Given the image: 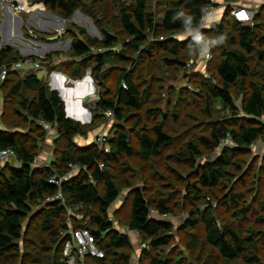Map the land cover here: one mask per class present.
Returning <instances> with one entry per match:
<instances>
[{
    "label": "trees",
    "instance_id": "trees-1",
    "mask_svg": "<svg viewBox=\"0 0 264 264\" xmlns=\"http://www.w3.org/2000/svg\"><path fill=\"white\" fill-rule=\"evenodd\" d=\"M42 1L50 12L59 15L64 20H70L76 11L83 12L93 20L94 25L100 31L102 40L88 37L85 29H79L77 35H73L71 42L72 58L53 64L52 61L58 59V55L50 53L44 59L43 65L49 72H64L66 73H63L64 75L73 80H79L86 76L87 71H92L95 85L100 89V99L94 106L101 113L108 110L115 112L117 121L112 124L110 134L116 130V125L122 127L123 123L131 121L134 116L145 110L147 100L151 97L152 87L148 86L142 91L141 87L132 80L129 68L121 67L122 73L115 86V92L111 94L106 84L109 79L105 71L106 59L117 56L120 62L132 65L136 60H132L129 57L131 55L127 54L130 50L139 55L138 61L143 58L140 64L147 61L150 69L149 75L155 73L158 59L165 68H168V71L184 72L189 61L199 55L198 46L195 38L186 35V39H182L177 36L198 27L203 18V10L215 5L214 0ZM257 10L258 15L254 27L237 22L231 17L228 8L225 10L221 25L213 24L202 32L203 37L210 36L208 39L210 52L219 53V56H215L219 57L215 73L219 84L208 86L205 95L206 113L209 117L211 116L214 101L221 102L225 110L231 111L234 117L229 122L212 123L206 134L196 138L189 137L184 142L185 144L174 152L172 157L175 158L176 163L187 166L189 172H192L190 181H187V189L192 193L191 200L201 198L206 190L217 188L228 181L229 169L237 166L234 153L246 151L259 139L264 142V122H262L264 119V85L260 86L251 81L256 72V68L251 65L252 56L257 57L260 64H264V5L259 6ZM159 16H163L161 22H158ZM114 27L117 28L113 30ZM229 29L233 30L234 36L228 35ZM159 32H163L164 39L156 38ZM152 36L157 40L148 45L147 40ZM214 37L223 39V45L217 50L216 45L211 46ZM120 44L123 48L115 54L112 49ZM99 48L111 50L101 55L94 54L92 49ZM158 50L164 53L162 57H155L154 53ZM31 58L37 59L35 56ZM25 59V57L16 56L10 46L0 50V68L4 64L12 65ZM91 63L94 65L91 66ZM157 66L161 70V66ZM184 75L187 74L184 72ZM156 79L159 85L157 91H160V95L164 80L158 77ZM237 84L241 89H249L242 108L236 105L233 98L232 90ZM203 85L207 84L195 85L201 90L200 93L206 88ZM2 86L5 109L11 110L9 99H22L21 102L19 101L20 108H14L13 112L16 117H22L23 121L11 123L10 128L29 129L30 133L36 134L37 137L30 141L29 136L24 135L25 132L22 130L0 129V149H14L18 161L17 165H8V163L0 169V264H17L19 259L22 264L44 263L40 252L36 260L34 259L35 262L28 259L22 261L19 247V241L23 237L24 219L33 214L34 209L40 208L42 204L44 208L37 212V215L43 216L41 227L44 232L48 233V242L60 250L59 257L54 264H65L62 250L65 235L70 227L62 221L68 216L71 207L86 210L89 207H96V211L91 214L88 212V215L92 223V232L105 256L102 260L88 258L86 264H129L131 241L127 236L115 230L112 223H109L110 216L118 218L123 206H119L116 211L114 210V214L110 215V208L120 197V188L117 182L107 174L110 163H118L121 156L131 157L133 150L129 133L124 128L120 131L116 130L113 138L109 140V152L101 151L97 143L82 148L75 145L74 140L78 136L86 135L87 131L94 130L95 121L99 118L98 114L94 115L92 124L85 130L83 126L87 124L82 125L67 117L65 103L59 92L52 90L47 81L40 79L35 73L22 77L20 73L11 72ZM59 91L66 102L67 95L61 89ZM171 93H176L177 101L172 110L177 114L176 109L182 108L181 106L187 103L186 98L189 92L186 87L180 86L172 88ZM157 101L158 99L154 100V102ZM168 107L172 108V105ZM170 115L156 107L148 110V117H154L155 121H159L151 128L143 123L144 120L141 117L133 121L134 126L142 125L138 132V154L144 162L153 163L164 149H174L177 146V136H175L177 130L174 128L175 124L171 128L169 123L172 120L170 119L178 125H184V122H182V115L173 117ZM101 117H104L103 114ZM41 122L56 125L60 135L55 143L56 157L51 163V168L35 166L40 144L45 142L47 135ZM104 122L105 124L107 122L105 117ZM228 137L236 141L240 147L225 148L213 161L203 165L199 164L205 151L216 152L222 140ZM70 164L88 169L65 183L63 193L67 200V208L60 202L46 203V199L53 197L58 191L54 185L50 184V179L55 174L60 176L67 174ZM100 164L104 165L103 169L100 168ZM236 168L241 169L238 166ZM149 169L152 170V166L146 171L148 175L142 177L144 186L135 187L128 183L130 205L127 224L130 230L139 232L143 242H150L152 250L143 251L142 264H180L179 258L170 260L153 255L155 251L170 246L173 239L172 223L153 217L151 210L159 215L169 216L175 210L169 205L170 202L164 199L165 196L161 192L163 188H159L156 184L165 178L155 172L149 174ZM262 169L264 174V166ZM177 179L181 181V176ZM240 195L232 190L228 196H225V202L234 208H239L241 206ZM210 211V208L203 213L199 210L191 211L190 214L197 218L190 219L186 227H196L198 223H203L207 243L227 264H264L259 258V248L253 239L244 237L243 231L234 225H219ZM242 211L247 214V208L243 207ZM79 219L72 217L76 225L75 229L82 228L83 221ZM48 242L43 241L42 244L47 246H42L41 252L49 249Z\"/></svg>",
    "mask_w": 264,
    "mask_h": 264
},
{
    "label": "rangeland",
    "instance_id": "rangeland-1",
    "mask_svg": "<svg viewBox=\"0 0 264 264\" xmlns=\"http://www.w3.org/2000/svg\"><path fill=\"white\" fill-rule=\"evenodd\" d=\"M29 3L37 4L38 6L36 8H41L43 10L36 12L33 15L15 13L10 7H7V0H0V46L4 48L6 45H10L16 56L27 57V53L35 52V57L43 59L46 58L48 54L55 53L58 55V59H54L52 62L53 64H58L64 60L66 61L72 58L69 41L72 42L73 35H77L79 29H85L88 37L102 40L101 33L97 27L94 26L93 20L83 12L79 11V13L73 16L70 20H64L59 15L50 12L42 0H29ZM214 3L217 9L213 17L217 16V18H213L212 21L213 24L218 25L223 23V17L226 10L225 8L227 5L233 3L238 6H248L250 4L247 2L243 4H240L239 2H228L227 0H214ZM162 18L163 16H159L158 22H161ZM12 25L15 30H12ZM115 28L117 27L112 29L114 30ZM60 32L64 35L58 40V42L48 41V37L56 36L60 34ZM183 35H178L177 37L186 39V36ZM228 35L234 36L232 29L228 30ZM164 37L165 35L163 32H159V35L156 38L162 40ZM209 37L210 36H207L205 38L209 39ZM156 38L153 36L150 37L147 40L148 45L152 42L154 43L157 40ZM222 40L223 39L214 37L213 42L210 40L211 46L214 47V45H216V50L217 48H221L223 45ZM127 41L128 40H126V42ZM121 45L122 44L115 48V54L123 48V45ZM127 54L131 55L129 57L132 58V60H136L134 64L129 65L122 63L118 60L117 56L106 59L105 71L109 75V79L106 84L111 94H114L115 92V86L119 80L120 74L122 73V70L120 69L121 67L127 69L129 68L132 80H134L141 87L142 91H144V89L148 86L152 87V91L150 92L151 97L147 100L145 110L140 112L139 115L134 116L131 121L123 123L122 127H118L120 125H116L115 128L117 131L124 128V130L129 133L133 150L131 157L121 156L118 163H110L107 168L108 176L113 178L120 188V197L109 211L110 215H113L114 210L116 211L119 206H123L118 218L114 216L115 222L113 226L115 230H117L120 234L127 236L131 241L132 247L129 249L131 252L129 264H142L143 262L141 260L143 251L145 249H149L150 251L152 250V248H150V242H143L139 232L130 230L127 224L129 220L130 205V188L128 187V183H131L132 186L135 187L144 186L142 183V177L148 175L146 174V171L148 168H151V166L153 169L148 170L149 174L150 172H155L165 178L158 181L156 184L159 188H163L161 189V192L165 196L164 199L169 201V205L173 206V209L175 210L174 213L167 219L168 222L172 223L171 234L173 240L170 246L155 251L153 255H158L163 259L170 260L179 258L181 262L180 264H227L219 253L207 243L206 231L203 223H198L196 227H186L190 219L197 218V216H192L190 214L191 211L196 212L199 210L203 213L205 210L210 208V212L213 214L219 225H234L243 231L244 237L254 240L259 248V258L264 263V174L262 171L264 166L263 140L259 139L246 151L234 153V161L241 169L236 168L237 166L230 168V177L228 181L222 183L217 188L206 190L201 198L195 200L190 199L192 193H190L187 189V181H190L189 178L192 172H189L187 166L176 163L175 158L172 157L174 152L178 151V147H182L185 144L184 142H186L189 137L196 138L200 135H204L211 128L212 123L229 122L234 117L231 111L225 110L221 102H212L214 109H212L210 117L206 113L207 99L205 95L207 94L208 86L219 84L217 76L215 75L219 61V57L216 58L215 56H219V53H212V59L205 62L203 58H201L198 49L199 57L196 56V58L189 61L192 67L188 69L186 68L184 71L187 74L186 76L182 71H168V68H165L158 59L157 65L161 66V70L158 69V66L156 65V74L152 73L153 77L152 75H149L150 69L147 66V61L140 64V61L143 60V58L138 61V54L133 53L130 50ZM154 55L155 57H162L164 53L158 50L154 53ZM252 58L251 65L253 68H256V72L252 76L251 81L262 86L264 85V64H260L257 57L252 56ZM91 64V66L94 65V63ZM134 69L136 71H134ZM31 73H35L40 79L45 76L44 70L39 69L32 71L29 67H23L20 75L24 77ZM188 74L190 76H188ZM156 77L164 80L162 84L163 89L160 95V91H157L159 85H157L158 82ZM84 78L85 77L81 78L82 82L75 85L72 90L70 89L73 86L67 87V89L65 87L61 88V91L67 95L66 103L68 105L67 112L70 114L69 116L71 118L73 117L76 122L81 121L83 123H87L86 125L78 122L82 125H86L83 126L85 130H87V128L92 124V122L88 123L89 117L86 110L91 111L92 121L94 115H99L98 120L96 119L95 121L94 130L87 131L86 135L78 136L74 140V144L82 148L96 143L97 138L102 136L105 129V115L94 106L96 101L100 99V89L96 86L97 92L94 95V88L90 86V79L86 78L84 81ZM200 84H207L205 86L203 85L206 88L204 90L202 89V93H200L201 90L196 87ZM180 86L186 87L189 94L188 98H186L187 103L185 105L181 106V104L178 103V105L182 108L178 107L176 109L178 112L175 114L176 112L172 109L177 99L175 96L176 93H171V89L174 87L179 88ZM248 92L249 89H241L239 84L234 86L232 90L233 98L239 108H242L244 99L246 98ZM60 96L62 97V94H60ZM84 98V102L81 103ZM157 99L158 101L154 102V100ZM19 101L21 102L22 99H9V107L11 110L8 108L5 109V104H3V86H0V129H9L11 131L22 130L25 132L24 135L26 134L27 137L29 136L30 141H32L33 138L37 136L34 133H30L29 129L10 128L11 123L23 121L22 117H16L13 112L14 108H20ZM171 102L173 103L171 104ZM81 105H84L86 110L84 108L81 109L80 107L82 110L80 111L78 107ZM168 105H172V108H169ZM64 107L66 110V105H64ZM156 107L161 108L163 112L171 114L170 116L172 117L174 115H182V122H184V125L173 123V119H170L172 120L171 123H169L171 124V128L173 124H175L174 128L177 130V135H175L177 136V146H175L174 149H164L153 163H146L138 154V132L141 130L142 125L139 127L134 126L133 121L141 117L144 120L143 123L147 124L148 128H151L159 121H155L154 117H148V110ZM102 114L104 117H101ZM262 122H264V119ZM55 126L56 125H53V129L50 131L49 135L47 133L45 142H41L40 144L39 156L35 164L38 168H49L48 166L51 165V162L56 157L55 147L53 145L56 143V140L60 138V135L58 134ZM116 130H114V132H117ZM114 132L113 134L109 133V140L113 138L112 136L114 135ZM61 148H63V146H61ZM221 151L223 150H217L213 153L205 151L203 158L199 160V164L203 165L207 162L213 161L217 158ZM6 164L17 165L18 161L12 159ZM6 164L2 165L0 169ZM178 176H181V181L177 179ZM99 190L101 192L102 188L100 187ZM232 190H234V193L241 194L239 197L241 206L239 208H234V206H230V204L225 202V196H228ZM243 207L247 208V214L243 213ZM43 208L44 205L42 204L40 208L37 207L34 209L35 211L33 214L24 219L22 226L23 237L22 240L19 241V247L21 249L20 253L22 261L28 259L31 262H35L36 256L41 253L40 256L43 258V264H54V261L59 257L60 250L57 246L48 242V233L44 232L41 227L43 216L41 214L37 215V212L39 209L41 211ZM81 209L72 207L69 208L68 216L64 219V221H62V223L67 224L70 228L76 227L72 217H74V219L75 217H78L80 218V221H83V225L85 223L88 224L90 220L88 212L89 214H91V212H95L96 207H89L88 210L84 208L82 210ZM43 241L48 242L49 249L41 252L42 246H47L42 244ZM144 245H146V247H143ZM37 248H39V250H37ZM17 264H22L21 259H19Z\"/></svg>",
    "mask_w": 264,
    "mask_h": 264
},
{
    "label": "built area",
    "instance_id": "built-area-1",
    "mask_svg": "<svg viewBox=\"0 0 264 264\" xmlns=\"http://www.w3.org/2000/svg\"><path fill=\"white\" fill-rule=\"evenodd\" d=\"M238 2L240 4L248 2L250 4L248 6L245 5L238 6L231 3L227 5L225 9L228 8L230 9L231 17H233L237 22L254 27L255 20L258 15L257 8L261 5H264V0H241ZM37 6H38L37 4L29 3V0H7V7H10L12 11L15 13L33 15L34 13L43 10L41 8H36ZM216 9H217L216 5L206 7L203 10V18L200 22V25L196 28L188 30L183 35V36L188 35L196 39V42L198 44L199 54L205 62H208L212 59V53L210 52L209 40L206 39L205 37H202V32L204 29L209 28L213 25L211 19L216 13ZM92 50L94 54L101 55L108 53V51H110L111 49L99 48ZM112 50L116 51V49H112ZM25 58H26L25 60H20L18 62L13 63L12 65L4 64L0 68V86L7 80L11 72L20 73L23 67H29L30 70L32 71H36L39 69L44 70L45 71L44 80L47 81L51 89L53 88L55 91H58L59 94H61L59 91L61 88L64 87L67 88L70 86L74 87L78 83L82 82L81 79L73 80L57 71L49 72L46 69V67H44L43 65L44 64L43 61L45 58L43 59L40 58L32 59L31 57H25ZM190 67H192V65L188 63L186 68L188 69ZM60 78L62 79V81ZM86 78L90 79L91 81L90 86L94 88V95H95L97 90L94 79L92 77L91 70L87 71V76H85L84 80ZM123 86L126 87L125 84H123ZM73 87L71 88V90L73 89ZM62 100L65 103L63 98ZM81 103H83V101H81ZM80 107L81 109L82 108L85 109L84 105L79 106L78 109H80ZM81 109L80 111H82ZM65 111L68 117L70 114L68 115L67 113V105ZM104 115L107 122L105 124V129L103 131L102 136H99L97 138L96 143L99 145L101 151L109 152V132L112 127V124L117 120H116L115 112H113L112 110H108L104 112ZM72 119L75 120L73 117ZM77 122H81V121H77ZM41 125L47 133H49L53 129V125L49 123L41 122ZM239 147L240 146L238 143H236V141H234L231 137H228L222 140L218 150H223L225 148L235 149ZM12 159L17 160V155L14 149L12 148L0 149V167ZM99 166L101 169L104 168V165L102 164H100ZM48 167L51 168V165H49ZM87 169H88L87 167H81L75 164H70L69 172L67 174L63 176L55 174L50 179V184L54 185L58 191L53 197H48L46 199V203L60 202L64 207L67 208V200L63 193V187L65 183L71 181L73 178L78 176L83 170H87ZM151 215L153 217H157L163 220H167L169 218V215H159L154 210H151ZM114 222H115V218L113 216H110L109 223L114 224ZM91 225L92 223L90 219L88 224L85 223L80 229H75L74 227H71L69 229L68 233L65 235L66 239L62 250L63 260L65 261V264H86V260L88 258H93L98 260L104 259L105 256L104 252L98 245V240L94 235V233L92 232L93 228L91 227ZM143 247H146V245H144Z\"/></svg>",
    "mask_w": 264,
    "mask_h": 264
},
{
    "label": "water",
    "instance_id": "water-1",
    "mask_svg": "<svg viewBox=\"0 0 264 264\" xmlns=\"http://www.w3.org/2000/svg\"><path fill=\"white\" fill-rule=\"evenodd\" d=\"M45 5V4H44ZM79 13V11H76L75 13H74V16L75 15H77ZM95 26V25H94ZM63 33L62 32H60V34H58V35H56V36H53V37H49L48 38V41L49 42H58V40L61 38V37H63ZM69 44H70V47H71V42L69 41ZM7 46H10V45H7ZM36 55V53L35 52H30V53H27L26 54V56L27 57H33V56H35ZM52 90H54V89H52ZM55 91V90H54ZM98 102V101H97ZM97 105V104H96ZM87 113H88V115H89V122L88 123H91L92 122V113H91V111H87ZM69 117V116H68ZM82 124H87V123H83V122H81Z\"/></svg>",
    "mask_w": 264,
    "mask_h": 264
},
{
    "label": "crops",
    "instance_id": "crops-1",
    "mask_svg": "<svg viewBox=\"0 0 264 264\" xmlns=\"http://www.w3.org/2000/svg\"><path fill=\"white\" fill-rule=\"evenodd\" d=\"M42 13V12H41ZM213 18H217V16H215V17H213ZM212 18V19H213ZM212 19H211V22L213 23V21H212ZM43 21H45V20H43ZM15 26V25H14ZM12 30H15L14 28H13V25H12ZM1 37V36H0ZM7 46V45H6ZM3 47L2 46H0V49H2ZM59 73H61V72H59ZM63 74V73H62ZM44 79V78H43ZM53 89V88H52ZM50 133V132H49ZM49 133H48V135H49ZM54 147H55V144L53 145ZM52 163V162H51Z\"/></svg>",
    "mask_w": 264,
    "mask_h": 264
},
{
    "label": "bare ground",
    "instance_id": "bare-ground-1",
    "mask_svg": "<svg viewBox=\"0 0 264 264\" xmlns=\"http://www.w3.org/2000/svg\"><path fill=\"white\" fill-rule=\"evenodd\" d=\"M80 84V83H79ZM67 89V88H66ZM73 89H74V87H73ZM71 90V89H70ZM86 98V97H85ZM85 98L82 100L83 102H84V100H85ZM66 103V102H65ZM66 105H67V103H66ZM68 106V105H67ZM68 113V112H67ZM69 115V114H68ZM88 117H89V115H88ZM68 118H71L70 116L68 117ZM72 119V118H71ZM90 120V119H89Z\"/></svg>",
    "mask_w": 264,
    "mask_h": 264
},
{
    "label": "clouds",
    "instance_id": "clouds-1",
    "mask_svg": "<svg viewBox=\"0 0 264 264\" xmlns=\"http://www.w3.org/2000/svg\"><path fill=\"white\" fill-rule=\"evenodd\" d=\"M97 101H98V100H97ZM97 101H96V102H97Z\"/></svg>",
    "mask_w": 264,
    "mask_h": 264
}]
</instances>
